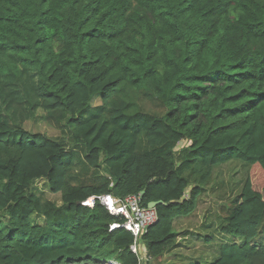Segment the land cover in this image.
Here are the masks:
<instances>
[{
    "label": "trees",
    "instance_id": "1",
    "mask_svg": "<svg viewBox=\"0 0 264 264\" xmlns=\"http://www.w3.org/2000/svg\"><path fill=\"white\" fill-rule=\"evenodd\" d=\"M234 160L209 264H264V0H0V264H164ZM106 194L169 203L146 256Z\"/></svg>",
    "mask_w": 264,
    "mask_h": 264
},
{
    "label": "rangeland",
    "instance_id": "2",
    "mask_svg": "<svg viewBox=\"0 0 264 264\" xmlns=\"http://www.w3.org/2000/svg\"><path fill=\"white\" fill-rule=\"evenodd\" d=\"M99 101V99L97 100ZM26 128L38 132L47 131L51 135L58 134V132L50 127H47L39 122H27ZM181 144L180 146H182ZM216 180L213 183V188L210 192L204 194L199 202V205L191 218H186L183 222L176 225L177 231L180 232L179 242L182 251L187 252L185 260L198 259L204 260L205 264H209L216 260L219 256L218 251L213 252V241H230L231 237L220 234V224L223 220V213L221 211L222 204L227 203L230 197L237 194L244 182L246 175V168L240 161H231L217 169ZM219 183H218V182ZM220 182L224 183L222 185ZM38 189L48 195L49 198L56 200L60 203V195L53 194L47 187H44L43 181L37 183ZM181 221L183 219H180ZM182 223V224H181ZM180 224V225H179ZM212 235L214 237L210 243L204 239L207 236ZM142 251H145L142 255L146 256V249L143 244L139 245ZM188 247V248H187ZM171 258H175V255H171Z\"/></svg>",
    "mask_w": 264,
    "mask_h": 264
},
{
    "label": "built area",
    "instance_id": "3",
    "mask_svg": "<svg viewBox=\"0 0 264 264\" xmlns=\"http://www.w3.org/2000/svg\"><path fill=\"white\" fill-rule=\"evenodd\" d=\"M96 199L100 200L110 211L112 215L124 216L127 218L126 222L123 224H113L111 225V230L119 227H124L134 234L136 237L135 243L131 245V249L134 253L143 254L139 246L137 239L141 237L145 229L154 224L157 221V211L155 208L144 207L140 204V195H129L125 199H119L111 194H106L102 196H93L87 201L83 202L84 205L93 207L95 205ZM141 254V256H143ZM104 264H122L118 261L111 260Z\"/></svg>",
    "mask_w": 264,
    "mask_h": 264
},
{
    "label": "crops",
    "instance_id": "4",
    "mask_svg": "<svg viewBox=\"0 0 264 264\" xmlns=\"http://www.w3.org/2000/svg\"><path fill=\"white\" fill-rule=\"evenodd\" d=\"M182 144L184 145L185 142L182 143ZM183 145H182V146H183ZM180 219H183V220L181 221ZM185 219H186V218H179V221H180V222H183ZM179 221H177L176 224L180 223ZM184 222H185V221H184ZM181 224H182V223H181ZM179 225H180V224H179ZM187 248H188V247H187ZM181 249H182V248L179 247V248H177L176 250H174L172 253L168 254V255H169V256H167L168 260H167V262H165L164 264H172V263H174L175 261H180V260H181L180 257L183 256V255H186V254H187V252L182 251ZM175 254H177V256H175V258H171V255L174 256ZM185 257H186V256H185ZM182 260L186 261L185 258H183Z\"/></svg>",
    "mask_w": 264,
    "mask_h": 264
},
{
    "label": "water",
    "instance_id": "5",
    "mask_svg": "<svg viewBox=\"0 0 264 264\" xmlns=\"http://www.w3.org/2000/svg\"><path fill=\"white\" fill-rule=\"evenodd\" d=\"M142 195L144 194V192L141 193ZM160 204H164V205H169V203L164 202L163 200H159V201H152L148 204L149 208H156L158 205Z\"/></svg>",
    "mask_w": 264,
    "mask_h": 264
}]
</instances>
